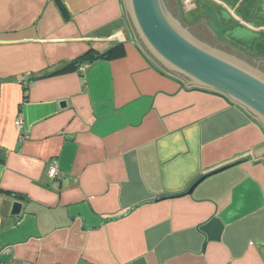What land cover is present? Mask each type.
<instances>
[{
    "label": "crops",
    "instance_id": "1",
    "mask_svg": "<svg viewBox=\"0 0 264 264\" xmlns=\"http://www.w3.org/2000/svg\"><path fill=\"white\" fill-rule=\"evenodd\" d=\"M167 3L264 73V0ZM263 148L246 110L157 68L123 0H0V264H264Z\"/></svg>",
    "mask_w": 264,
    "mask_h": 264
},
{
    "label": "water",
    "instance_id": "2",
    "mask_svg": "<svg viewBox=\"0 0 264 264\" xmlns=\"http://www.w3.org/2000/svg\"><path fill=\"white\" fill-rule=\"evenodd\" d=\"M133 34L152 62L162 72L188 87L212 91L240 106L264 128V73L219 48L206 45L184 26L166 0H123ZM209 30V28L207 27ZM213 39L215 36L212 34ZM216 40V39H215ZM93 55L83 62L94 60ZM263 149L253 152L255 157ZM228 165L199 178L192 191L206 178ZM22 205L13 202L10 215L18 216Z\"/></svg>",
    "mask_w": 264,
    "mask_h": 264
},
{
    "label": "trees",
    "instance_id": "3",
    "mask_svg": "<svg viewBox=\"0 0 264 264\" xmlns=\"http://www.w3.org/2000/svg\"><path fill=\"white\" fill-rule=\"evenodd\" d=\"M116 50H118V47H114V48L110 49L105 54H102L99 58H101V59L109 58L110 56H113L116 53ZM81 60H83V58H80V59L76 60V62L68 64L66 67H64L62 70H60L57 74L66 73V72L77 69L78 66H80L78 64V62H80ZM14 197L20 198V196H14Z\"/></svg>",
    "mask_w": 264,
    "mask_h": 264
},
{
    "label": "built area",
    "instance_id": "4",
    "mask_svg": "<svg viewBox=\"0 0 264 264\" xmlns=\"http://www.w3.org/2000/svg\"><path fill=\"white\" fill-rule=\"evenodd\" d=\"M15 126H16L17 130L19 131L18 139L19 140H26L27 139V135H26V133H24L22 131V121H21V118H18L16 120ZM48 175L49 176L56 177L58 175L57 169L54 168V167L49 168Z\"/></svg>",
    "mask_w": 264,
    "mask_h": 264
},
{
    "label": "rangeland",
    "instance_id": "5",
    "mask_svg": "<svg viewBox=\"0 0 264 264\" xmlns=\"http://www.w3.org/2000/svg\"><path fill=\"white\" fill-rule=\"evenodd\" d=\"M193 34V33H192ZM194 35V34H193ZM195 36V35H194ZM196 38H198L200 41H202L203 43H205L206 45H209L208 44V42H206V41H204V40H202L201 38H199V37H197V36H195ZM211 46V45H210ZM212 48H214V46H212Z\"/></svg>",
    "mask_w": 264,
    "mask_h": 264
},
{
    "label": "flooded vegetation",
    "instance_id": "6",
    "mask_svg": "<svg viewBox=\"0 0 264 264\" xmlns=\"http://www.w3.org/2000/svg\"><path fill=\"white\" fill-rule=\"evenodd\" d=\"M168 0H166V3H167ZM168 4V3H167Z\"/></svg>",
    "mask_w": 264,
    "mask_h": 264
}]
</instances>
